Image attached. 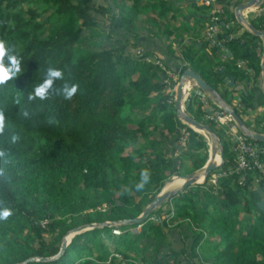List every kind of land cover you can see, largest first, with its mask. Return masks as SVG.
Instances as JSON below:
<instances>
[{
  "label": "trees",
  "instance_id": "trees-1",
  "mask_svg": "<svg viewBox=\"0 0 264 264\" xmlns=\"http://www.w3.org/2000/svg\"><path fill=\"white\" fill-rule=\"evenodd\" d=\"M183 1L198 7L190 0H0V40L22 66L17 78L0 86V111L6 116L0 135L5 153L0 157V213H11L0 219V264L29 259L34 261L26 264H264V211L258 206L264 182L254 183L251 172L245 186L236 173L219 178L217 186L209 184L212 175L228 174L236 165L233 146L221 138L225 163L206 184L187 188L142 224L86 231L57 259L42 260L56 257L76 228L139 217L172 177L207 163L204 136L190 129L189 143L179 144L181 122L169 102L165 74L149 61L155 56L133 52L145 46L138 21L158 25L148 18L157 11L169 26L159 27V33L171 39V53L177 46L183 71L193 69L218 92L225 86L220 94L227 102L230 90L241 94V106L253 110L263 99L258 84L253 93L246 86L239 89L247 78L252 81L236 66L247 61V73L259 79L260 57L253 46L260 37L247 31L238 35L242 26L231 15L235 26L228 19L221 23L223 44L197 41L196 34L191 36L197 23L185 22L183 14V24L179 19ZM205 20L209 25L210 18ZM251 24L264 31V15ZM226 51L231 57L219 63ZM50 68L64 73L55 89L79 85L72 100L56 92L29 100ZM232 77L237 89L226 82ZM186 112L208 124L197 100L187 104ZM144 170L149 179L137 190ZM140 226V232L132 231ZM116 227L121 236L113 234Z\"/></svg>",
  "mask_w": 264,
  "mask_h": 264
},
{
  "label": "built area",
  "instance_id": "built-area-1",
  "mask_svg": "<svg viewBox=\"0 0 264 264\" xmlns=\"http://www.w3.org/2000/svg\"><path fill=\"white\" fill-rule=\"evenodd\" d=\"M192 1H197V0H192ZM198 1H203L205 4L208 5L210 9V13H209L210 21L207 31L208 41L212 45L223 44V38L221 39V36L223 35L221 23H224L226 17H229L230 14L233 15L236 20L235 12L238 6L234 10H232V12H230L233 0H198ZM242 2L247 3L248 0H243ZM262 15H264V3L261 6L247 8L243 11V16L246 18L248 22L250 20V17L251 18L252 16L260 17ZM242 27L244 28L245 31L250 32V29L245 25L244 26L242 25ZM261 39L262 42L260 45L255 46V51L260 54L261 63H262L263 62L262 56L264 53V39L263 38ZM155 64L159 66L160 70L165 74L164 83L166 85V92L171 96L169 102L171 104L175 103L180 77L176 75L174 72H172L167 67V65L164 62H162L160 59L157 58ZM245 66L246 63L244 61L238 63L239 70L244 69ZM195 100H197L198 103L201 104L202 110L205 112V118L208 124L210 126L211 124H214L219 130H221L223 127H227L229 130L227 131L228 136L234 140V145L232 149L233 152H235L236 154V160H235L236 165L234 166L233 170L228 174L218 173L212 175L211 182L214 185H217L219 178H221L222 176H228L236 173L241 176L239 184L241 186H245L248 180V176L251 172H255L254 183L258 184L264 182V144H260V142H257L256 140L249 139L244 134V132H242L238 123L231 114L227 113L222 108V106H220L216 101H214L208 94L204 93L201 89L194 87L191 82L187 83L186 86L184 87V94L182 101L183 110L186 111L187 104ZM250 113L253 115V118H255L256 115L258 116L264 115V109L253 110L252 108H249L248 114ZM179 121L181 122V126L179 127V144L186 146L190 140L189 130L192 128L182 119H179ZM259 126L261 128H264V122H259ZM251 131L257 133L254 130ZM176 177L177 176H174L172 180H174ZM139 228H141V226ZM138 229L132 231L136 233L140 231ZM113 234L115 236H121L123 234V231H121L119 227H116V229H114L113 231Z\"/></svg>",
  "mask_w": 264,
  "mask_h": 264
},
{
  "label": "water",
  "instance_id": "water-1",
  "mask_svg": "<svg viewBox=\"0 0 264 264\" xmlns=\"http://www.w3.org/2000/svg\"><path fill=\"white\" fill-rule=\"evenodd\" d=\"M264 3V0H248L247 3L241 4L236 8V17L241 25H245L250 29V33L259 36L264 39V31H258L251 23H249L246 18L243 16V11L250 7H258L261 6ZM263 62L261 63V74H260V82L262 85V92L264 94V53H263ZM192 83L194 87L201 89L204 93L208 94L214 101H216L222 108L229 114H231L236 122L238 123L240 129L244 134L249 138L256 140L257 142L264 144V134L255 133L252 132L248 126L245 124L244 120L241 118V116L237 113L235 108L229 104L225 100V98L209 83H207L200 74L195 72L193 69L188 68L183 72L181 75V78L178 83L177 93H176V110H177V116L179 119H182L184 122H186L194 131L201 134L206 138L208 141H212V147L210 149V145L207 141V145L209 147V158L207 160V163L203 168H201L198 171H195L193 173H190L188 175L182 176L180 178H184L186 180V183L183 184L179 188H172L173 190H167L165 191V188L161 191L160 194H158L155 199L146 207L144 212L137 218L131 219V220H124L120 222H106L104 224H91L87 226H82L79 228L74 229L71 231L66 238H64L61 250L59 254L56 257L53 258H46L42 259L43 261H51L55 260L61 255L64 254L66 249L68 248L69 244L71 243L72 239L81 233H84L86 231L96 229V228H103V227H112V226H122L125 224L128 225H139L144 223L152 214L153 211L160 208L164 203L171 202L173 198L178 196L179 194L183 193L187 188L197 186L199 184H206L208 182V179L211 176V173L215 172L216 170L223 167L225 160H224V147L222 144V141L220 137L212 130L211 126L209 124H203L191 117L189 114L186 113V111L183 110V94H184V87L187 83ZM228 83V86L230 88H236V78L232 77L230 78V81H226ZM242 90H245V88H242ZM241 101V98L238 99ZM203 133V134H202ZM220 155V161L217 162L215 160L216 156ZM200 174V175H199ZM203 175L204 180L202 183L198 182V177ZM173 181V180H171ZM169 181V182H171ZM167 185V184H166ZM165 185V186H166ZM259 208L264 211V199L261 200L258 203ZM70 237V240L68 238ZM30 261H34V259H29L25 263L26 264Z\"/></svg>",
  "mask_w": 264,
  "mask_h": 264
},
{
  "label": "crops",
  "instance_id": "crops-1",
  "mask_svg": "<svg viewBox=\"0 0 264 264\" xmlns=\"http://www.w3.org/2000/svg\"><path fill=\"white\" fill-rule=\"evenodd\" d=\"M192 1V0H190ZM241 0H233V3L231 5V11L234 10L239 4ZM243 1V0H242ZM241 1V2H242ZM159 2V1H158ZM197 2V6L198 7H202V8H207L208 9V12H209V7L207 4H205L203 1H196ZM198 7H191L190 3H188L187 1H183L181 2L179 5H178V8L180 9V13L179 15L181 17H179V19L182 21V19L185 21V22H189L190 25L192 26H195L196 24V27L193 29V31L191 32V36H193L194 34H196V37H197V41H205V40H208L207 39V31H208V21L206 22L205 18L206 17H209V13L206 11H202V10H199ZM154 15H156V20L153 18V20L155 22H157L158 25H155L153 26L151 24V27L149 28H146L144 29V27L142 28H139L141 30V36L144 40H148V43L146 42H143L141 41V43H143L145 46L143 47L145 49V47H147L148 44H150L151 42H155L156 40L159 41L161 39H164V37H168L167 35L164 36V34H161L159 33V27H162L163 24H164V28H167L169 29V26L167 25V23H165L164 21L162 20H159L158 17H157V11L156 12H152ZM173 12H170L169 14V17L167 19V21L170 19L171 16H173ZM182 14L184 15V17L182 18ZM178 15V16H179ZM235 15H236V12H235ZM253 17L255 16H252V18L250 17V20L249 22L251 23V21L253 20ZM151 18V17H149ZM226 19H228V23L229 24H232L233 26L236 25L235 21L231 18V14L229 17H226ZM201 20H205V22L201 21ZM236 20H237V17H236ZM237 23L239 24L238 20H237ZM180 23H178L176 26H179ZM182 24H183V21H182ZM160 25V26H159ZM240 26H242L241 24H239ZM145 30V31H143ZM244 28L242 27L241 30H238V35H242L243 32H244ZM165 32V31H163ZM248 32V31H247ZM199 33V36L198 34ZM171 40V39H170ZM187 42H189L188 38H187ZM262 42V39L261 37L259 38V40H257L255 42V45L253 46V51L257 54V52L255 51V46H258L260 45ZM186 43V42H185ZM200 47H202V43H200ZM162 49V52H159L158 49H156V52H153V51H147L151 54H153V56H155L154 58H158L162 61L163 60H168V62L170 63V66L168 67L172 72H174L176 75L178 76H181V74H183V69H184V66H182V55L180 53V51L178 50L177 46L174 44V49L175 51L173 53L170 52V49L168 48H161ZM144 52V50H142ZM259 54V53H258ZM227 55L229 57H231V54L229 52L226 51V55L224 54V56L218 60L219 63H222L224 60H226V57ZM260 57V54L258 55ZM177 60V61H176ZM244 61L246 63V66L244 69H241L239 70L238 68V63ZM260 65H261V57H260ZM237 68L239 71H243L245 72L246 74H248L250 77H251V81L253 79V82L255 81L254 80V74L253 72L251 71L250 73H247L249 70H250V66L249 64L247 63V61L245 60H241V61H238L237 62ZM187 70V69H186ZM183 71V72H182ZM261 74V73H260ZM260 82V76H259V79L257 81L254 82V85H257L258 83ZM242 88H245V85L242 84L241 86H239V89L242 90ZM260 88V87H259ZM261 88H262V85H261ZM262 91V89H261ZM263 94V92H262ZM209 142V141H208ZM178 181H180L178 183ZM169 183V182H168ZM167 183V184H168ZM177 183V184H176ZM184 181L183 180H177L174 182L173 184V187L174 188H178V187H181L183 185ZM175 185V186H174Z\"/></svg>",
  "mask_w": 264,
  "mask_h": 264
},
{
  "label": "clouds",
  "instance_id": "clouds-1",
  "mask_svg": "<svg viewBox=\"0 0 264 264\" xmlns=\"http://www.w3.org/2000/svg\"><path fill=\"white\" fill-rule=\"evenodd\" d=\"M156 59L157 57L149 60L155 63ZM21 71H22L21 58L15 54H12V50L7 45L6 41L0 40V86H4L8 84L9 81L17 78L21 73ZM63 78H64V73L61 70L56 68L48 69L44 81L38 86H36L33 92L29 94L28 97L29 100H34L36 98H39L40 100H45L49 97L50 92H56L57 94L62 95L64 99L72 100V98L77 94L79 90V85L64 83L61 88L55 89L54 88L55 82L57 80H63ZM25 115H27V113H25ZM5 127H6V116L3 111H0V135L4 133ZM15 139H17V137L14 136L13 140ZM4 155L5 153L3 151H0V157H3ZM148 179H149V173L147 170H144L141 173V181L136 184L137 190H143ZM199 185H203V184H199ZM9 215H11L9 211H4L0 213V219H6Z\"/></svg>",
  "mask_w": 264,
  "mask_h": 264
},
{
  "label": "rangeland",
  "instance_id": "rangeland-1",
  "mask_svg": "<svg viewBox=\"0 0 264 264\" xmlns=\"http://www.w3.org/2000/svg\"><path fill=\"white\" fill-rule=\"evenodd\" d=\"M158 1L159 0H142V2L143 3H149V2H153V3H155V4H158ZM173 1V0H172ZM244 2H241L240 4H243ZM129 4V3H128ZM98 16V15H97ZM99 17V16H98ZM149 17H151V18H154L155 20L157 19L156 18V15H154L153 13H151L150 15H149ZM148 17V18H149ZM100 18V17H99ZM100 19H102V18H100ZM137 26L139 27V28H142V27H144V29H146V28H149V27H151V25L150 24H148V23H146L145 21H143V20H141V21H138L137 22ZM163 26H164V24H163ZM143 31H145V30H143ZM143 42H146V43H148V40H143ZM170 44H171V42H170V40H168V38H166V37H164V39H161V40H159V41H155V42H151L150 44H148L147 45V47H145V49L144 48H141V47H138V48H136V49H133V52H135L136 54H143L144 52H147V51H153V52H156V49H158L159 50V52H162V47L163 48H169V46H170ZM107 46V43H105L104 44V47H106ZM103 47V48H104ZM142 50H144V52L142 51ZM257 55H259L258 53H257ZM164 61V63L169 67L170 66V63L168 62V60H163ZM177 61V60H176ZM183 72V71H182ZM182 75V74H181ZM180 77V76H179ZM242 84H244L245 86H246V89L250 92V93H253V89H254V87H253V85H254V82H253V79H252V83H250L249 82V79L247 78ZM241 86V85H240ZM258 86L260 87V89H261V82H259L258 83ZM218 89H219V93H221V94H224V92H225V89H226V87L225 86H218ZM240 93L239 92H233L232 90H230L229 91V93H228V97L229 98H233L234 99V101L233 100H231V99H229V98H227L228 99V101L231 103V105L235 108V110L237 111V113L241 116V118L244 120V122H245V124L251 129V130H254V131H256L257 133H260V134H263L264 133V128H261L260 126H259V122H264V115H261V116H258V115H256V117L255 118H253V115L250 113V114H248V112H249V108H246V107H243V106H241L240 105V102H239V98H240ZM262 100H261V102H259V104H258V106L256 107V109L257 110H260V109H264V94H262ZM193 113V112H192ZM193 115H194V113H193ZM203 120V122H207L206 121V119L205 118H203L202 119ZM156 124H159L158 123V121H157V123ZM211 128L213 129V130H215L218 134H219V136H220V138L222 139V141H223V143L224 144H229L230 146H233L234 145V140L232 139V138H230L229 136H228V134H227V131H229L228 130V128L227 127H223L221 130H219L214 124L213 125H211ZM216 128V129H215ZM181 147H184L183 145H181ZM183 149V148H182ZM211 149V148H210ZM175 155H177V156H179V153L178 152H176V154ZM188 162V164H191V162L190 161H187ZM173 179V178H172ZM211 180H212V177L209 179V184L210 185H213V186H217V185H214L212 182H211ZM218 184V183H217ZM179 188V187H178ZM175 189V188H174ZM106 209V208H105ZM104 209V210H105ZM172 209V208H171ZM152 220H154V221H156V222H158V220H157V217H153L152 218ZM186 229V228H185ZM135 230V229H134ZM138 230H140V228L138 229ZM140 232V231H139ZM178 234V233H177ZM176 239H178L179 237H178V235H177V237H175ZM208 238V237H207ZM70 240V239H69ZM172 240V239H171ZM114 249V245L112 244V243H110V250L112 251ZM210 254V253H209ZM117 257H118V255H116ZM118 261H120V259H118ZM117 261V262H118ZM172 262L174 261V260H171Z\"/></svg>",
  "mask_w": 264,
  "mask_h": 264
},
{
  "label": "bare ground",
  "instance_id": "bare-ground-1",
  "mask_svg": "<svg viewBox=\"0 0 264 264\" xmlns=\"http://www.w3.org/2000/svg\"><path fill=\"white\" fill-rule=\"evenodd\" d=\"M251 8V7H250ZM203 134V133H202ZM209 144H211L210 145V148L212 147V141H209ZM215 160H217V162H219L220 161V155H217L216 156V158H215ZM200 175V174H199ZM177 178H178V180H183L184 181V183L183 184H185L186 183V180L184 179V178H180V177H176L173 181H171V182H169L167 185H166V187H165V191H167V190H173L172 188H174L173 187V184H174V182L177 180ZM203 180H204V176L203 175H201V176H199L198 177V182L199 183H202L203 182ZM180 181H178V183H179ZM177 184V183H176ZM175 186V185H174ZM70 239V237L68 238V240Z\"/></svg>",
  "mask_w": 264,
  "mask_h": 264
}]
</instances>
